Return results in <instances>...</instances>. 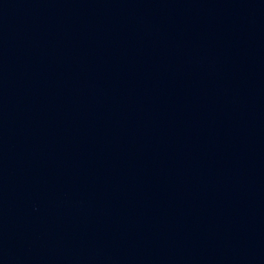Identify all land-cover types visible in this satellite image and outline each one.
<instances>
[{"label":"water","instance_id":"95a60500","mask_svg":"<svg viewBox=\"0 0 264 264\" xmlns=\"http://www.w3.org/2000/svg\"><path fill=\"white\" fill-rule=\"evenodd\" d=\"M0 264H264V0H0Z\"/></svg>","mask_w":264,"mask_h":264}]
</instances>
